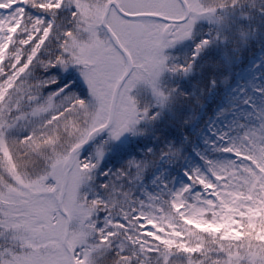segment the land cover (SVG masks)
Returning a JSON list of instances; mask_svg holds the SVG:
<instances>
[{"label":"snow or ice","instance_id":"6c2138e0","mask_svg":"<svg viewBox=\"0 0 264 264\" xmlns=\"http://www.w3.org/2000/svg\"><path fill=\"white\" fill-rule=\"evenodd\" d=\"M0 264H264V0H0Z\"/></svg>","mask_w":264,"mask_h":264},{"label":"rangeland","instance_id":"374dc122","mask_svg":"<svg viewBox=\"0 0 264 264\" xmlns=\"http://www.w3.org/2000/svg\"><path fill=\"white\" fill-rule=\"evenodd\" d=\"M209 115H211V112L209 111ZM207 118V117H206Z\"/></svg>","mask_w":264,"mask_h":264}]
</instances>
